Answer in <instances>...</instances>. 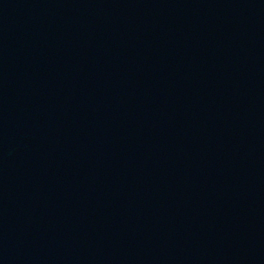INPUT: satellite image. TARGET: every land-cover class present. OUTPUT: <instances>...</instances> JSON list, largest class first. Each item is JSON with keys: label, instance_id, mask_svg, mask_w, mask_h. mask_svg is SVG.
Returning a JSON list of instances; mask_svg holds the SVG:
<instances>
[{"label": "water", "instance_id": "obj_1", "mask_svg": "<svg viewBox=\"0 0 264 264\" xmlns=\"http://www.w3.org/2000/svg\"><path fill=\"white\" fill-rule=\"evenodd\" d=\"M0 264H264V0H0Z\"/></svg>", "mask_w": 264, "mask_h": 264}]
</instances>
